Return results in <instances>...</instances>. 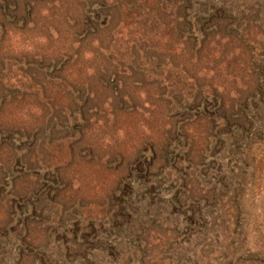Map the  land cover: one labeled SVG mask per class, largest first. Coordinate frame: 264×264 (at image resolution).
Returning a JSON list of instances; mask_svg holds the SVG:
<instances>
[{"label":"rangeland","instance_id":"obj_1","mask_svg":"<svg viewBox=\"0 0 264 264\" xmlns=\"http://www.w3.org/2000/svg\"><path fill=\"white\" fill-rule=\"evenodd\" d=\"M54 1L0 0V264H264V153L232 110L259 0ZM115 1L155 19L95 53Z\"/></svg>","mask_w":264,"mask_h":264},{"label":"trees","instance_id":"obj_2","mask_svg":"<svg viewBox=\"0 0 264 264\" xmlns=\"http://www.w3.org/2000/svg\"><path fill=\"white\" fill-rule=\"evenodd\" d=\"M108 3L105 5L107 6L108 9V14H107L108 19H106V16L105 17L101 16L99 29L98 30H94L93 28L90 29L93 43L95 44L94 45L96 49L95 53L99 52L105 55H108L105 53V50H109L110 48L113 49L115 47H118L119 45L117 41L118 40L117 37L112 34V29H113L112 27L116 26V22L118 20L124 18L123 23L125 22L127 24L128 23L132 24L131 22H129V18L133 17L134 15H144L146 17L148 16L149 17L148 19H151L152 16L155 19L152 9L150 8L149 5H143L141 8L138 9L136 7H133L132 9H128V8L121 9L118 1L117 2L115 1L112 4H108ZM55 4L59 5L58 11L61 13L64 11L65 13L63 15H66V17L70 19L84 17V14L82 16V13L76 15L77 13L74 8L79 6L80 8H82L83 7L82 5L85 4V2L82 0H55L52 5L55 6ZM134 4H136V2ZM97 7H98V9H96L97 14L99 13V11H101V13L105 11L104 13L106 14L107 9L104 10V8H101L100 6ZM255 7H257V10H255ZM248 12L250 19L249 23L251 24V28L247 29L246 34L248 36V39L243 40L244 43H242L241 46L242 47L245 46L246 49V51L243 50V52L245 53L247 58L248 70L251 73L254 71V73H252V75L250 76L251 79H249L250 84H248V88L252 86L253 87L252 90L250 89V92L248 93L250 98H247L246 102L243 104V107H241V110L239 111L240 108L239 100H235L236 104H233L232 110L235 112L234 120H237L238 125L239 123H241L239 122V120L243 119L242 122L243 123L247 122L249 126L248 131L246 132L244 131V133L239 134L240 136L239 138L240 140H242V142H239L238 146L240 147L244 146L246 148L248 147V149L251 150L250 152H254L252 157L256 159L257 158L256 155L259 152V150L264 153V0H259L255 4L251 3ZM236 14L239 15V13ZM236 14L235 16H237ZM105 20H107L108 22H104ZM135 24L138 25L142 24L144 29H145V25L147 26L146 21L144 23H135ZM88 32L89 31H87L86 34ZM152 32L153 30L145 29V36H147L148 34L149 38L152 39L153 38V36L151 35ZM147 48H148V43H143L142 45H140V47L133 45L132 47L129 48V50L132 53L135 51V54H137V51H140L141 53V50L146 51ZM112 53L115 54L114 51H111L110 56H112ZM105 59L108 62H110L107 57H105ZM105 63L106 62H104V64ZM104 64L102 65V63H100L101 66L95 69L96 71L101 70L100 73L98 74L99 76H97L99 78V83L103 82L104 85H111L112 82L115 83V78H117L118 76L121 77L124 76L123 78L126 80L130 79L128 78L127 73L124 72L122 73L119 70L113 69V67L112 68L105 67V70L102 69V66L104 67ZM241 68L242 67L240 66V69ZM130 73H132V71H130ZM188 79L192 80L194 78L192 79L188 78ZM101 86L102 85H100V87ZM200 93H202V91ZM243 109L245 113H241L243 112ZM262 161L264 162V155L262 157Z\"/></svg>","mask_w":264,"mask_h":264}]
</instances>
